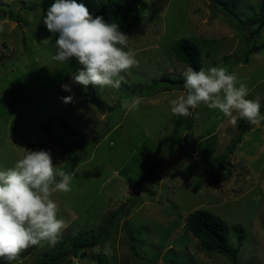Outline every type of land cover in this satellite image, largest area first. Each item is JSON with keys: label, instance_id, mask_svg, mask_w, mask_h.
<instances>
[{"label": "rangeland", "instance_id": "obj_1", "mask_svg": "<svg viewBox=\"0 0 264 264\" xmlns=\"http://www.w3.org/2000/svg\"><path fill=\"white\" fill-rule=\"evenodd\" d=\"M144 1L137 29L120 30L139 65L121 74L119 89L94 86L100 109L72 81L69 63L52 60L56 38L43 23L44 0H0V170L25 150H44L73 175L69 192L51 196L65 221L56 243L29 247L13 264H38L57 242L102 231L106 241L73 264H264V121L232 125L203 104L187 117L170 111L183 93L174 82L184 83L189 67L173 47L187 39L199 47L203 69L225 67L245 81L246 99L258 100L264 115V28L248 36L263 0ZM254 46L260 50L248 54ZM132 96L142 97L138 110L122 108ZM179 119L177 139L163 144ZM46 122L49 134L40 128ZM199 209L229 225L231 250L234 226L243 228L236 258L208 251L191 234L187 218Z\"/></svg>", "mask_w": 264, "mask_h": 264}, {"label": "clouds", "instance_id": "obj_2", "mask_svg": "<svg viewBox=\"0 0 264 264\" xmlns=\"http://www.w3.org/2000/svg\"><path fill=\"white\" fill-rule=\"evenodd\" d=\"M42 19L47 30L57 37L52 60L67 63L74 58L81 68L71 79L85 89H119L124 79L121 74L139 65L135 53L128 48L129 37L119 30V24L107 23L102 16L93 17L76 0H54ZM183 78V93L170 100L174 116L187 117L203 104L218 110L232 125L238 118L251 125L264 121L260 102L246 99L250 94L247 83L225 67L199 71L188 67ZM62 88L71 91L69 85ZM141 100L138 96L126 98L121 107L138 110ZM63 102L71 103L72 97L63 98ZM72 179V174L57 170L50 153L44 150H25L14 167L0 170L2 264H13L29 247L42 242L56 243L65 221L58 218V206L51 196L55 192H69Z\"/></svg>", "mask_w": 264, "mask_h": 264}, {"label": "trees", "instance_id": "obj_3", "mask_svg": "<svg viewBox=\"0 0 264 264\" xmlns=\"http://www.w3.org/2000/svg\"><path fill=\"white\" fill-rule=\"evenodd\" d=\"M76 2L84 4L93 17L102 16L107 23L119 24V30H136L141 22L142 15L148 10V3L144 0H76ZM52 3H54V0H44L42 4L44 15ZM255 18L257 23L256 29L249 32V38H255V36H258L264 28V0L260 4ZM239 22L242 25H245L241 20H239ZM55 38L57 39L56 36ZM125 50L127 51V48ZM259 50L260 48L258 46H254L249 50L248 54ZM173 53L177 60L187 64L194 70L199 71L202 68V53L199 47L189 40H178L173 47ZM248 61L249 58L246 56L243 62L248 63ZM68 63L74 73L78 72L81 68L74 58ZM174 84L183 85V82L179 80L178 82H174ZM86 97L88 101L97 108H103V102L97 95L94 86H89L87 88ZM181 123V119L177 120L173 134L162 140L163 144L170 142L173 139H177V133ZM49 126V122L40 124V128L46 134H49ZM66 129L71 132L67 126ZM239 142L240 141H236L232 147L229 148L230 154L234 152V149ZM221 165L226 167L225 161ZM144 178L147 177H140L136 183H139V181ZM187 227L191 234L208 251L218 252L236 258L239 249L243 244L244 230L241 226H234L233 229L238 238V247L235 250H231L228 246L230 232L229 225L220 216L212 214L206 210L199 209L192 212L187 218ZM103 232L104 231L99 233L96 237L87 238L82 234H76L73 237L59 241L54 248L41 254V260L38 264H73L72 258L86 256L88 250H91L106 241L107 238L103 236ZM70 241H73V247L72 249H67L66 245ZM90 258L94 259L95 257L94 255H90ZM101 262L103 264L104 261L101 260L100 263Z\"/></svg>", "mask_w": 264, "mask_h": 264}]
</instances>
